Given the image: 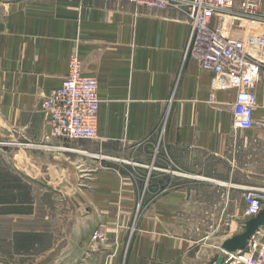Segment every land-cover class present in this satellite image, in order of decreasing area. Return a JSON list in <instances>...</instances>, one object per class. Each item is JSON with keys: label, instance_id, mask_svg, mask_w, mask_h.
Returning a JSON list of instances; mask_svg holds the SVG:
<instances>
[{"label": "crops", "instance_id": "crops-1", "mask_svg": "<svg viewBox=\"0 0 264 264\" xmlns=\"http://www.w3.org/2000/svg\"><path fill=\"white\" fill-rule=\"evenodd\" d=\"M189 34L175 8L0 0V144L20 147L33 180L16 176L19 197L0 204L25 229L0 264H243L221 247L245 229L246 193L264 189V82L260 126L235 128L236 90L212 99ZM74 52L99 81L96 138L55 135L43 110Z\"/></svg>", "mask_w": 264, "mask_h": 264}, {"label": "built area", "instance_id": "built-area-1", "mask_svg": "<svg viewBox=\"0 0 264 264\" xmlns=\"http://www.w3.org/2000/svg\"><path fill=\"white\" fill-rule=\"evenodd\" d=\"M137 5L175 8L189 16L190 34L185 58L213 73L212 99L220 90H236L232 104L233 126L259 127L254 110L258 105L257 83L264 82L263 0H130ZM62 83L42 101L54 133L70 139L96 138L100 110L99 81L84 74L77 52L69 58ZM246 215L264 208V189L252 188L245 195ZM93 240L103 239L95 230ZM235 258L236 254H229ZM243 264H264V245L254 236L239 252Z\"/></svg>", "mask_w": 264, "mask_h": 264}, {"label": "rangeland", "instance_id": "rangeland-1", "mask_svg": "<svg viewBox=\"0 0 264 264\" xmlns=\"http://www.w3.org/2000/svg\"><path fill=\"white\" fill-rule=\"evenodd\" d=\"M0 142H4V141L0 140ZM19 148L20 147L14 146V145L8 147V146H4V145L0 144V168L4 169L5 172H7V175H5L3 177L4 180H2V181L3 182L4 181L9 182L10 186H12V185H14V183H16L17 187L20 184V182L24 183V181H25L26 183H28L27 185H29L31 187L33 180L31 179L30 176L29 177L25 176V174L21 171V169L16 165V162L14 159V156L16 155V152H17L16 150H18ZM6 170H8V171H6ZM19 175L22 177V180H18V181H20L18 184V181L14 180L13 178H16V176H19ZM14 190H15V188H14ZM14 190H12L15 193V194L14 193L13 194L16 196V198H18L19 196H17V192ZM26 192H28V191H23L24 194ZM7 215H9V213L5 214V212L3 210H0V254L4 253L5 250L11 252L12 249H13V253H15L14 246L12 248V245L10 243L6 242L4 240V238L5 237L10 238L11 236L14 237V235L16 233H18L19 231L25 230V229L19 228V227H23V226L20 225V222L18 221V219H14L15 217H9ZM132 222H133V224H134V222L136 223L135 220ZM16 231H18V232H16ZM259 240L261 241V238H259ZM43 249H44V247L42 244V245H40V250H43Z\"/></svg>", "mask_w": 264, "mask_h": 264}, {"label": "water", "instance_id": "water-1", "mask_svg": "<svg viewBox=\"0 0 264 264\" xmlns=\"http://www.w3.org/2000/svg\"><path fill=\"white\" fill-rule=\"evenodd\" d=\"M264 226V208L246 222L245 229L238 235L227 239L221 247V250L236 254L242 252L248 245V242L256 236L261 227ZM224 256L221 255L215 264H222Z\"/></svg>", "mask_w": 264, "mask_h": 264}, {"label": "trees", "instance_id": "trees-1", "mask_svg": "<svg viewBox=\"0 0 264 264\" xmlns=\"http://www.w3.org/2000/svg\"><path fill=\"white\" fill-rule=\"evenodd\" d=\"M14 180H16V178H13ZM17 188V184L14 183V185L10 186L9 182H3L0 180V204L1 203H6L9 200H13L16 198L15 195L9 194L8 193V189H13Z\"/></svg>", "mask_w": 264, "mask_h": 264}]
</instances>
